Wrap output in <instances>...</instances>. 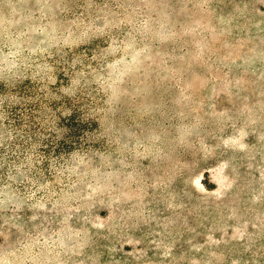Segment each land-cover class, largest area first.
<instances>
[{
    "label": "rangeland",
    "instance_id": "rangeland-1",
    "mask_svg": "<svg viewBox=\"0 0 264 264\" xmlns=\"http://www.w3.org/2000/svg\"><path fill=\"white\" fill-rule=\"evenodd\" d=\"M0 264H264V0H0Z\"/></svg>",
    "mask_w": 264,
    "mask_h": 264
}]
</instances>
